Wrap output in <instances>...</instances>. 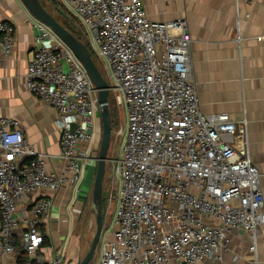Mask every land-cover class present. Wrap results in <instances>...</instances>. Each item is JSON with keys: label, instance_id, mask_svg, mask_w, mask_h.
<instances>
[{"label": "built area", "instance_id": "2783aa9c", "mask_svg": "<svg viewBox=\"0 0 264 264\" xmlns=\"http://www.w3.org/2000/svg\"><path fill=\"white\" fill-rule=\"evenodd\" d=\"M49 1L62 5L101 60L125 117L116 132L122 138L119 154L111 160L118 186L109 203L116 201V209L97 264L221 260L235 232L248 233L256 252L264 226L261 174L239 123L200 108L186 22L153 21L142 0ZM35 20L39 34L26 88L57 112L62 164L48 169L46 155L27 141L18 120L0 117V250L10 255L22 246L29 258L46 264L38 252L53 201L21 202L79 186L85 169L97 168L94 151L101 139L94 129L99 106L93 82L77 56ZM14 44V25L0 20V60Z\"/></svg>", "mask_w": 264, "mask_h": 264}, {"label": "crops", "instance_id": "0c3cea01", "mask_svg": "<svg viewBox=\"0 0 264 264\" xmlns=\"http://www.w3.org/2000/svg\"><path fill=\"white\" fill-rule=\"evenodd\" d=\"M149 18L157 22L185 21L192 36L190 60L199 105L205 114L227 113L248 137V156L261 174L264 194V0H142ZM0 20L12 22L15 44L0 60V117L18 120L27 141L46 155L48 169L60 159L61 131L57 112L42 104L26 88V72L39 32L36 20L21 0H0ZM95 132L102 136L100 116ZM91 143V142H90ZM89 142L83 144L85 148ZM96 147V144H92ZM98 150L94 151L99 154ZM96 168L89 165L79 186L56 193L44 191L21 202L31 206L41 197L53 201L47 220L42 221L49 245L38 255L46 264L60 257L59 264L80 256L75 231L82 209L92 191ZM256 252L248 233L235 232L222 259L196 264H264V226L256 240ZM219 255V253H218ZM21 251L3 255L0 264H20ZM25 264H38L29 258Z\"/></svg>", "mask_w": 264, "mask_h": 264}, {"label": "water", "instance_id": "95a60500", "mask_svg": "<svg viewBox=\"0 0 264 264\" xmlns=\"http://www.w3.org/2000/svg\"><path fill=\"white\" fill-rule=\"evenodd\" d=\"M29 12L38 21L47 25L57 37L77 56L93 82L98 92L99 116L102 124V136L98 154V164L92 189L91 210L95 214V233L83 258L71 257L65 264H90L100 244L104 229V179L106 175L109 151L113 137V118L110 108L111 86L98 65L95 63L89 47L74 35V28L70 22L58 20L42 3L41 0H21Z\"/></svg>", "mask_w": 264, "mask_h": 264}, {"label": "rangeland", "instance_id": "374dc122", "mask_svg": "<svg viewBox=\"0 0 264 264\" xmlns=\"http://www.w3.org/2000/svg\"><path fill=\"white\" fill-rule=\"evenodd\" d=\"M45 3L47 5V7L49 8V10L52 11V13H55L53 10V7H52V3L49 0H45ZM84 41L86 43L85 37H84ZM95 61L98 64V66L101 68L103 75L105 76V78L109 82L108 76L105 73V70H104V67L102 66L101 60L96 56ZM111 99L114 100L113 94L111 95L110 100ZM114 103H115V101H114ZM113 108H114L113 113L115 115V117H113L114 130H113L112 144H111V148H110L109 155H108L109 161L107 162L106 175H105V179H104V196H105L104 203L106 204V207L104 210L105 223H104L103 232L107 229L108 223L110 226L111 221H112L111 215L116 209V201L113 203H109V198H110V195L112 192H114L115 197H117V186H118L117 181L113 177V164H112L111 160L117 158V156L119 154V150H120V145L122 143V138H117L116 132L125 125L124 112L120 111L114 104H113ZM92 189H93V186H92ZM91 202H92V191L90 192V194L88 196V202L85 203L84 208L82 209L83 211L80 215L79 223L77 224L76 231H75V238H77V240L79 241V246H78L80 248L79 249V253H80L79 258H83L85 256L87 250L90 247V244L92 242V239H93V236L95 233L96 220H95V214L91 210ZM108 210H109V212H108ZM110 231L111 230H109V232ZM100 243H101V241H100ZM99 248H100V244H99V246L96 250V253H95L92 261L90 262V264H97L98 256H99L98 255Z\"/></svg>", "mask_w": 264, "mask_h": 264}, {"label": "trees", "instance_id": "16d2710c", "mask_svg": "<svg viewBox=\"0 0 264 264\" xmlns=\"http://www.w3.org/2000/svg\"><path fill=\"white\" fill-rule=\"evenodd\" d=\"M42 3L44 4V6L49 10V8L47 7L46 3H45V0H41ZM52 7H53V10L55 13H52V11H50L52 14H54L58 20L62 21V20H65L67 19L70 24L73 26L74 28V35L79 39L81 40L83 43H85L84 41V35L82 33V31L80 30V28L77 26V24L75 23V21L68 15V13L66 12V10H64V8L62 7L61 4H59L58 2L57 3H52ZM87 45V43H85ZM88 46V45H87ZM92 53V56L94 58V61L96 60V56L94 55V53L91 51ZM96 63V61H95ZM97 64V63H96ZM98 65V64H97ZM99 67V66H98ZM99 69L101 70V68L99 67ZM102 72V70H101ZM103 73V72H102ZM111 98V96H110ZM113 104L115 105L114 103V100L111 99L110 100V108H111V112H112V118L115 117L114 113H113ZM116 109V108H115ZM105 207H106V204L104 203V210H105ZM105 219V218H104ZM42 226V229L45 230V226L44 225H41ZM46 245H49V240L47 238V235H46V232H45V243H44V246ZM19 251H21V258H20V264H25L26 262H28L29 260V257L27 255V253L23 250L22 246H19Z\"/></svg>", "mask_w": 264, "mask_h": 264}]
</instances>
